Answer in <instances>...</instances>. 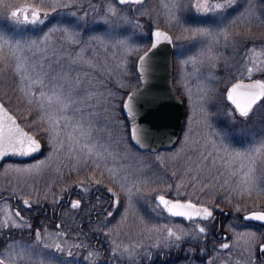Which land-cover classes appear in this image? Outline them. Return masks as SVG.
I'll list each match as a JSON object with an SVG mask.
<instances>
[{
  "label": "rangeland",
  "instance_id": "obj_1",
  "mask_svg": "<svg viewBox=\"0 0 264 264\" xmlns=\"http://www.w3.org/2000/svg\"><path fill=\"white\" fill-rule=\"evenodd\" d=\"M205 2L224 4L225 0H200L202 5ZM194 3L195 0H146L135 8L121 6L115 0H3L0 3V67L7 65V54L2 56L3 47L11 49L21 68L14 74L18 98L27 97L33 104L31 113L37 115L35 120L66 146L53 152L51 145L40 138L44 150L39 157L23 162L5 161L0 167V195H14L35 204L51 197V205L55 206L66 197L65 187H77L84 195L100 189L104 193L97 202L100 209L111 203V193L106 190L111 188L120 204L107 208L106 211L113 213L111 217L104 215L106 211L102 215L97 212L99 216L93 226L98 228L99 240H104L114 253L109 256L112 264L122 261L141 264L172 248L180 249L186 241L189 244L203 241L197 229L208 228L207 223L168 217L157 207L155 198L160 193L172 192L176 198L199 200L216 211L226 205L242 215L249 210L264 209V109L261 108L264 101L248 117H242L226 99V89L237 80L264 81V72L254 67L255 64L264 68V2L233 0L231 5L208 13L197 12L192 7ZM16 6L56 12L51 19L41 17L43 24H22L38 34L39 41L24 33L21 24L16 30L12 26L2 27V18L6 15L11 21L10 12ZM143 15L150 17L152 23L143 20ZM209 17V24L203 25L202 20L208 21ZM182 22L192 33L184 38L185 43L179 34ZM153 23L163 24L174 38L177 73L173 80L186 102L178 142L171 149L158 152L140 150L133 144L119 102L125 98V87L130 85L128 78L134 75V58L137 61L151 42L148 39L145 45L146 39L141 48L144 38L139 36L145 33L146 25L158 26ZM228 23L232 25L227 26ZM82 27L83 33L90 34L83 42L76 40L79 36L76 29ZM72 46L77 50L70 52ZM41 47L48 53L59 50V64L69 55L78 89H72L66 81L60 82V88L77 102L74 106L63 108L57 103L53 84L47 92L40 89L44 85L43 71L39 68L43 63ZM249 68L251 72L247 71ZM137 81L139 84V77ZM136 85L135 82L131 86ZM17 109L24 118L29 117L30 112L23 111L22 104L11 107L13 112ZM26 120L36 131L34 118ZM89 177L100 183H87ZM80 182H85L86 188ZM74 210L67 206L60 215L57 223L63 224L57 225L63 231L55 226L39 232L42 243L36 238H8L9 254L15 257L13 264H41V261L43 264H105L100 251L85 237H76L80 221L70 222ZM15 213L12 199L0 198V223L15 220L20 224L4 232L29 226L24 220L23 223L16 220ZM224 220L230 249L216 247L214 254L201 262L193 259V247H187V258L174 264H264L258 260L256 251L257 241L264 242V228L235 216ZM168 228L181 238L169 237ZM253 234L255 238L250 239ZM56 245L62 251H56ZM34 251L42 256L37 258Z\"/></svg>",
  "mask_w": 264,
  "mask_h": 264
},
{
  "label": "snow or ice",
  "instance_id": "obj_2",
  "mask_svg": "<svg viewBox=\"0 0 264 264\" xmlns=\"http://www.w3.org/2000/svg\"><path fill=\"white\" fill-rule=\"evenodd\" d=\"M3 0H0L2 3ZM120 5H143L144 0H117ZM233 0H225V3H214L208 4L205 2L203 5L200 3V0H195V3L192 7L197 12H212L216 10L223 9L226 5H231ZM264 2V0H261ZM67 7V5H64ZM49 7H53V5H49ZM139 11V10H138ZM109 12H112V9H109ZM30 13V15H29ZM10 15L14 21L35 25L37 23L43 24L44 20L41 19V16L47 17V12H41L38 7H29V6H16L15 10H11ZM22 17V19H21ZM161 38L164 41L171 44L172 37L169 36L167 33L156 29L150 39L153 40L151 47L143 53L139 57L138 63L142 66L144 65L145 60L149 57L150 53H152L161 43ZM189 61H186V63ZM257 71L264 72V68H260L254 64ZM248 72H251L252 69H247ZM47 74V73H45ZM60 77H57L55 73L49 76V82L55 86L54 94L57 103H60L63 108H69L74 106L77 102L68 94L67 91H64L60 88ZM34 95V94H33ZM42 95H45L42 93ZM135 93L130 94L127 96L126 102L123 104V108L126 110L128 115L133 114L132 105L134 100ZM51 99V98H49ZM226 99L234 105V110L238 111L239 115L242 117H248L250 113L253 112V107L257 105L259 102L264 101V82L259 80L250 83V84H243V83H235L231 85L229 89H226ZM31 103V101L29 102ZM264 109V105L261 106ZM79 110V109H77ZM0 114L3 115L4 121H0V160H4L5 157L9 155H32L41 150L42 144L41 139L38 137L40 133H43V141L45 144L51 145L50 150L53 152H58L62 148H65V144L63 141H59L56 139L55 135H53L49 128H46L43 124H40L34 118V123L37 124V130L33 131L32 124L28 125L29 131H25L20 124L17 123L14 116L9 115L8 109L5 107L4 103L0 101ZM39 115V114H38ZM43 120V117H40ZM130 135L133 139L136 138L135 129H129ZM31 133V134H30ZM137 145H139V141H137ZM67 147H71L68 145ZM97 183L99 184V180L93 181L91 177L88 178L87 183ZM82 188H86L87 184L85 182H80ZM109 193H111L112 201L111 204L113 207H118L120 204L119 198L117 197L116 193L113 192L111 188L106 189ZM158 204L157 207L162 208L167 214L173 217H181L189 221H194L197 219H204L210 220L214 219L213 211L208 206H203L200 204L199 200L193 202L190 199L185 197V201L181 202L180 200H172L166 199L164 195H159L157 197ZM22 203L26 207H31L28 200L22 201ZM82 206L81 200H75L71 202L70 207L72 209H79ZM106 217H111L113 213L111 210H108L104 213ZM16 220H19L23 223V218L20 216L19 212L15 213ZM242 219L246 220H256V221H264V211L261 212H253L249 216L242 217ZM19 227L20 224L16 223V221H11L9 223L7 220L0 223V233H4L3 236H0V264H6V261L9 264H13L15 257L10 255L11 246L8 240V233L4 232L5 229L9 227ZM199 233H201L204 237H207L208 232L206 227H199L197 229ZM37 241H40V233H34ZM167 235L169 237H175L176 240H179L181 237L176 235L171 228L167 229ZM254 234L250 239H254ZM228 237L223 238V242L220 244V247L223 249H230L232 245H230L228 241ZM44 248H48L49 246L46 244H42ZM7 249L8 251H5ZM56 251H62L59 245L55 246ZM256 251L259 256L264 257V242L257 241L256 243ZM33 254L39 258L42 256L41 253L34 251ZM22 258V257H21ZM41 264L43 262L41 261Z\"/></svg>",
  "mask_w": 264,
  "mask_h": 264
},
{
  "label": "trees",
  "instance_id": "obj_3",
  "mask_svg": "<svg viewBox=\"0 0 264 264\" xmlns=\"http://www.w3.org/2000/svg\"><path fill=\"white\" fill-rule=\"evenodd\" d=\"M125 6L135 8L137 5H125ZM4 10L6 12L5 7H4ZM47 13H48V16L50 19L56 15V12H53L52 9L50 11H47ZM50 16H52V17H50ZM5 17H3L2 21H1L2 27H4L5 25H6V28L8 26H12L16 30V29H18L19 24H21V25L24 24V23L14 21L13 19H11V21H9L7 19L6 15H5ZM41 17H43V16H41ZM143 20L151 22L150 17H148L147 15H143ZM134 21L136 22L137 20H134ZM154 25L165 27L163 24H159V23L154 24ZM21 27H22V30L24 33L31 34L32 36H34L35 42H36V39L38 40V38H40V36L38 34L28 30L27 29L28 27L23 28V25ZM151 29L152 28H150L146 25V30L144 31L145 33L140 34L139 38L140 39L144 38L143 41H141L143 43V45H141V48H142V46H144V43H146V39H147V43L145 45H148V39H149V41H151V39H150ZM76 31H77V34L79 35L76 40H80L82 42H83L84 37H87L88 35H90L87 32L83 33V27H82V29L77 28ZM12 33H13L12 36H14V32H12ZM12 36H11V38H12ZM18 38H20V37H17L16 39H18ZM81 45H83V43ZM43 49H44V47H41L42 51L39 52L40 56H43V63L41 65V67H39V68L42 69V71H43L42 75L44 76L43 77V84L44 85L40 89L43 92H47L50 89L51 83L49 82V76H51L53 73H55V75L57 77L62 78L61 81H66V84L70 85L72 87V89H75V90L78 89L74 85L75 70L73 69L74 67H72L69 64V61H70L69 55L68 54L66 55L67 60L62 59V61H65L64 62L65 64L64 63L59 64L57 62V60L59 58H61V57L57 58V54H58L59 50L56 51V53H48V51H45ZM71 50H77V49H75L72 46V47H70V52H71ZM6 54H7V65H6V67H3V68L0 67V87H2V89H3V90L0 89V98L5 102V104L10 109H11V107L13 108V106H15L16 103H20L23 106V109H22L23 111L30 112V114H27L29 117L24 118L21 110H19V109H17L16 111L14 110L15 111L14 113L18 116L21 123L28 128V124L26 122L27 121L26 119H28L30 121L33 118H35V116H37V115L31 113L30 110L33 109V104L29 103L30 101L28 99H26L27 97L18 98V96H17L18 90H17V87L14 85V74H16V71H19L21 68L17 64L16 60L14 59L15 54H11V49L3 47L2 56H5ZM74 57L75 56H73V58ZM176 60L177 59H176V56L174 53V73H173L174 76H176L175 74L177 73L176 72L177 71ZM135 62H136V58H134V60L132 62V71H133L134 75L132 77L128 78L130 80V85L128 87H125L126 88L125 89L126 90L125 96L127 95V93L131 89L135 88V87L131 86L133 83L136 82L138 85V81H137L138 76H137L136 63ZM45 73H47V74H45ZM174 85L180 93V87L177 85V83L176 84L174 83ZM32 89H33V87L31 88V91H32ZM225 89L226 88L223 87V91ZM37 91H38V87L36 89V92ZM29 99H31V97H29ZM123 100H124V98L120 99L119 102L123 103ZM185 107H186V102H185ZM86 116H88V115H86ZM42 137L43 136H41V135L39 136V138H41V139H42ZM167 150H169V149H167ZM71 187L72 186H70L68 189H67V187H65V189H64L65 191L63 194L66 197L60 199L59 204L58 203L55 204V206H54L55 215L53 218L51 216V212L48 213V211H47L48 208H50V205L52 203L51 197H48L47 199L43 200L42 202H39L36 204L35 203H29L31 205V207H26L22 203V201L19 200L14 195H0V197H2V198L10 197L12 199V205H13L15 211L19 212V214L23 218V220L25 222H27L29 225L25 228L22 227V228H11V229H9L8 231H6L8 233V238H10V237L11 238L23 237V238L35 239L36 237H35L34 233L40 232L43 229L55 228V226L58 228V230H62V228L57 225V224H63V222L57 223L59 220V217H60V215H62V212H65L67 206H70V204H71L70 199L72 197H76L77 199L82 201L81 208L75 209L74 210L75 214L70 219L71 220L70 222H72V223L80 221V223L78 224V227L76 229V232L78 233V234H75L76 237L77 238L79 236L85 237L86 241H88L89 244L94 249L100 251L102 258H104L106 260L105 264H112V259L109 256L114 254V253L112 251H110L109 245L105 244L104 240L103 241L99 240L100 235L98 232V228L93 226L95 220L91 219V217L96 215V212L94 210L97 209V206L92 208L93 205L97 204L96 201H94L93 204H91V203L87 204L86 202H84V203H86V204H84L83 203V191L77 187H73V188H71ZM88 194H90V193H88ZM167 195L174 197L172 192H167ZM220 207H222V206H220ZM231 209L232 208L229 205H226L223 208H219V210H217V213L219 214V216H221L223 218V220L226 217H231V216L236 217L237 215H242L241 212L235 213L234 211H232L233 209L232 210ZM64 219L65 218H63V220L62 219L61 220L64 221ZM206 223L209 227V224H208L209 222L207 221ZM187 244H189L187 241L184 242V245H182L180 247V249H178V258L176 260L170 259V260L164 261L162 259L151 258V259H146L141 264H148V263H150V264L151 263L152 264H158V263L174 264L175 262L183 261V259L185 260L187 258V256H186L187 254L183 255V257L180 255L182 253L183 246H186ZM187 249L188 248L186 247V250ZM169 251H171V249ZM184 251L185 250L183 249V252ZM192 257H193V259H198L201 262L205 260L204 258L202 259L201 257H195V256H192ZM259 261H262V260H259ZM120 264H126V262L122 261V262H120Z\"/></svg>",
  "mask_w": 264,
  "mask_h": 264
},
{
  "label": "water",
  "instance_id": "obj_4",
  "mask_svg": "<svg viewBox=\"0 0 264 264\" xmlns=\"http://www.w3.org/2000/svg\"><path fill=\"white\" fill-rule=\"evenodd\" d=\"M115 1L117 2V0ZM145 1L146 0H144V2ZM156 29H159L160 31L165 32L169 36H171L172 43L169 44L166 41H164L163 38H161V43L159 44V46L152 53H150L149 57L145 60L144 65L141 66L138 63L139 57L143 55V53L151 47V44L153 42V40L151 39V43L149 47L138 56L136 61V70L139 76L140 83L137 87L131 89L127 93L123 101L124 104L126 102L127 96L135 93L133 105H132L133 114L128 115L126 110L123 108V104H122V110L126 117L128 127L129 129L130 128L135 129L136 132L135 139H133L132 136L130 135L133 144L137 148L149 152H158L162 149H169L175 146L179 140L180 133L182 130V125L184 122V117H185V102L181 94L175 88L174 80H173V71H174L173 36L169 30H167L162 26L153 27L151 30V36L153 35ZM257 80L264 82L263 80L260 79L248 80V81L239 80L234 82L233 84L235 83L250 84ZM230 87L231 85L229 86V88ZM0 101H2L1 98ZM4 105L8 109L9 115L14 116L17 123L20 124L25 131H29V129H27L20 122L17 115L13 111H11L5 103ZM0 121H4V117L2 114H0ZM137 141H139L140 146L137 145ZM41 144H42L41 150L32 155H23V156L9 155L5 157L4 160H0V167L5 161L12 160V161L23 162L39 157L44 150V143L42 140H41ZM159 195H164L166 199L180 200L181 202L185 201V199L173 198L165 194H159ZM159 195L156 196L157 203H158L157 197ZM201 205L207 206L205 204H201ZM210 209L213 211V215H214L215 214L214 210L211 207ZM261 211L264 210L262 209L251 210L246 212L243 217L249 216L253 212H261ZM167 215L173 217L169 214ZM197 220H204V219H197ZM246 221L264 223V221H256V220H246Z\"/></svg>",
  "mask_w": 264,
  "mask_h": 264
},
{
  "label": "flooded vegetation",
  "instance_id": "obj_5",
  "mask_svg": "<svg viewBox=\"0 0 264 264\" xmlns=\"http://www.w3.org/2000/svg\"><path fill=\"white\" fill-rule=\"evenodd\" d=\"M188 13H190V11H188L187 14ZM187 14H186V21L189 23V25H191L192 22H190V19H188ZM230 17H231V19H234V14H233V16L231 15ZM210 20H211V17L208 18V21L203 19L201 23L203 25H208ZM227 20L229 21L228 16L225 17L226 23H227ZM182 25H183V22H182ZM192 25H198V24H192ZM231 25H232L231 23H228L227 26H231ZM179 31H180L179 32L180 37H182V40H183L182 43H185L186 41L184 40V38H186V36H188V35H191L192 33H189L187 31V26L185 24L180 28ZM103 196H104V193H102V191L100 189H95L90 194H86V195L83 194V203L86 202L87 204L88 203L93 204L94 201H96V203H97L98 200H101L100 198H103ZM0 198H2V197H0ZM75 200H78V199L76 197H72L70 199V202H73ZM110 202H111V200H110ZM86 203H84V204H86ZM97 205L98 204L93 205L92 208L96 207ZM100 206H102V205H100ZM111 206H112V204L108 203L104 207L102 206V208H100V209H98L99 207H97V209L94 210L96 212V215L91 217V219L97 220L98 216H99V214L97 215V212H99L102 215L107 210V208H110ZM213 210L215 212L214 219L196 220V221H201L203 223H206L207 221L209 222L208 223L209 227L207 228V232H208L207 237L202 236L203 241H201L200 243L187 244L186 246H183L184 250H186V247H193L192 254L195 257H201L202 259L203 258L204 259L210 258L214 254V250L216 249V247H220V244L223 242V238L224 237L229 238V234L227 233L226 228L224 227V224H223L225 222V220H223V218L221 216H219V214L217 213V211L215 209H213ZM47 211H48V213L51 212V216L53 218L55 215L54 206L50 205V208H48ZM249 211H251V210H249ZM244 214L242 216L237 215L235 218L245 221L244 219H242ZM245 222H247V221H245ZM248 223H256L257 225H260L262 228H264V223H261V222H248ZM183 249H182V253L180 255L182 257H183V255L187 254L186 253L187 250L185 252H183ZM203 249L205 250L204 252H203ZM177 258H178V249L177 248H172L171 251L163 252V253H160L159 256H156V259H162L164 261H167L170 259L176 260ZM257 258H258V260L264 261V257L257 255Z\"/></svg>",
  "mask_w": 264,
  "mask_h": 264
}]
</instances>
